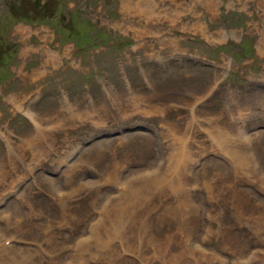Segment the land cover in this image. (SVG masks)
<instances>
[{
	"label": "rangeland",
	"instance_id": "1",
	"mask_svg": "<svg viewBox=\"0 0 264 264\" xmlns=\"http://www.w3.org/2000/svg\"><path fill=\"white\" fill-rule=\"evenodd\" d=\"M125 2L0 0V264H264V0Z\"/></svg>",
	"mask_w": 264,
	"mask_h": 264
},
{
	"label": "bare ground",
	"instance_id": "2",
	"mask_svg": "<svg viewBox=\"0 0 264 264\" xmlns=\"http://www.w3.org/2000/svg\"><path fill=\"white\" fill-rule=\"evenodd\" d=\"M125 3H127L126 5H131L130 3H128V0H126V2ZM173 146V145H172ZM184 150V149H183ZM186 152V151H185ZM235 155V154H234ZM233 155V156H234ZM247 155V154H246ZM174 156V155H173ZM237 156V155H236ZM244 156V155H243ZM237 158V157H236ZM240 159H241V157H240ZM237 161V160H236ZM235 161V162H236ZM246 161V160H245ZM179 164V163H178ZM186 164V163H185ZM175 166V165H174ZM250 169V168H249ZM154 175V174H153ZM172 176V175H171ZM181 176V175H180ZM151 178V177H150ZM159 178V177H158ZM177 178V177H176ZM183 179V178H182ZM158 180V179H157ZM162 180V179H161ZM181 180V179H180ZM147 181V180H146ZM150 181H152V180H150ZM174 181V180H173ZM145 182V181H144ZM158 182V181H157ZM263 182V181H262ZM147 183H149V181L147 182ZM154 183V182H153ZM152 183V184H153ZM177 183H179V182H177ZM130 184V183H129ZM142 185H144L143 183H142ZM123 186V185H122ZM134 186V185H133ZM133 186H132V188H133ZM145 186H146V184H145ZM131 187V186H130ZM196 187V186H195ZM125 188V187H124ZM143 188V187H142ZM134 189H135V187H134ZM138 189V188H137ZM150 189V188H149ZM176 189V188H175ZM126 190V189H125ZM130 190L132 191V189L130 188ZM126 192V191H125ZM134 192V191H133ZM136 192H137V190H136ZM139 192V191H138ZM127 194H129L128 192H126ZM120 194V193H119ZM133 194V193H132ZM137 194H139V193H137ZM131 195V194H130ZM129 195V196H130ZM133 195H135V194H133ZM126 196V195H125ZM137 196V195H136ZM136 196H134V197H136ZM119 197H121L120 195H119ZM127 197V196H126ZM124 198V197H123ZM132 198V197H131ZM130 198V199H131ZM177 199V198H176ZM115 200H117V199H115ZM114 200V201H115ZM126 200V199H125ZM129 200V199H128ZM65 201V200H64ZM122 202H124V200L122 201ZM127 202V201H126ZM129 202V201H128ZM116 203H117V201H116ZM120 203V202H119ZM108 204V203H107ZM111 204H113V203H111ZM110 205V204H109ZM122 205H124V204H122ZM188 205V204H187ZM121 207V206H120ZM107 208V207H106ZM108 211H109V209H108ZM110 212V214H111V211H109ZM107 213V212H106ZM109 214V215H110ZM122 217V216H121ZM120 217V218H121ZM111 218V217H110ZM104 220H105V218H104ZM120 221H121V219H120ZM135 221V220H134ZM133 221V222H134ZM101 224V223H100ZM116 224V223H115ZM184 225V224H183ZM98 226H100V225H98ZM130 227V226H129ZM181 227V229H182V226H180ZM116 228V227H115ZM185 228V227H184ZM98 229V228H97ZM124 229V228H123ZM145 229V228H144ZM117 230V229H116ZM183 230V229H182ZM99 231V230H98ZM126 231V230H125ZM131 231V230H130ZM145 231V230H144ZM186 231V230H185ZM184 231V232H185ZM124 232V231H123ZM135 232V231H134ZM183 232V231H182ZM133 233V232H132ZM101 234V233H100ZM191 237V236H190ZM121 238V237H120ZM131 238V237H130ZM123 240V239H122ZM185 240H186V238H185ZM137 242V241H136ZM189 243V242H188ZM130 244V243H129ZM145 244V243H144ZM190 244H192V243H190ZM131 245V244H130ZM193 245V244H192ZM105 246V245H104ZM108 246V245H107ZM144 246V245H143ZM194 246V245H193ZM162 247V246H161ZM197 247H199V246H197ZM196 247V248H197ZM158 248V247H157ZM125 249V248H124ZM142 249H143V247H142ZM154 249V248H153ZM170 251V250H169ZM155 252V251H154ZM162 252V251H161ZM158 253V252H157ZM159 256V255H158ZM183 256V255H182ZM193 257V256H192ZM199 257V256H198ZM197 256H196V258H198ZM159 258V257H158ZM101 259V258H100ZM175 259V258H174ZM181 259H183V258H181ZM32 260V259H31ZM142 260V259H141ZM29 261V260H28ZM82 261V260H81ZM97 261V260H96ZM100 261V260H99ZM124 261V260H123ZM172 261V260H171ZM206 261V260H205ZM78 262V261H77ZM82 262H84V261H82ZM103 262V261H102ZM176 262V261H175ZM180 262V261H179ZM111 263V262H110ZM187 263V262H186ZM197 263V262H196ZM249 263V262H248ZM19 264V263H18ZM79 264V263H78ZM84 264V263H83ZM87 264V263H86ZM191 264V263H190Z\"/></svg>",
	"mask_w": 264,
	"mask_h": 264
}]
</instances>
